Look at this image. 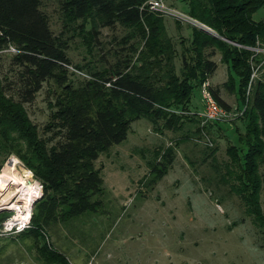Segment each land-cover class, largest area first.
<instances>
[{
	"label": "rangeland",
	"instance_id": "rangeland-1",
	"mask_svg": "<svg viewBox=\"0 0 264 264\" xmlns=\"http://www.w3.org/2000/svg\"><path fill=\"white\" fill-rule=\"evenodd\" d=\"M62 2L41 0L40 9L52 33L66 45L68 80L77 85L94 73L108 72L118 62L130 61L139 66L136 60L144 51L145 41L135 29L118 23L106 27L96 17L68 20ZM162 2L185 14L184 0ZM160 15L177 52V73L181 67L179 54L184 51L187 57H193L189 52L193 27L221 39L189 17L176 13ZM253 18H264L263 10ZM249 51L252 74L245 91L246 101L237 95L236 87L233 92L226 88L227 67L220 63L219 50L205 51L218 64L210 89L222 94L227 118L203 122L198 115L203 111V100L200 88L195 87L189 103L165 108L178 120L174 130L164 128L162 120L156 125L147 119L132 123L126 140L113 145L94 163L103 186L97 211L67 220L58 218L45 225L38 237L26 234L29 226L22 231L4 229L7 222L17 225L23 220L19 221L17 209L10 207L21 206L22 202L17 201L28 192L35 197L31 220L42 190L15 153L22 139L11 135L2 141L0 148L5 149L0 154V172L6 183L0 185V214L6 213L9 218L0 225V264H264V235L244 205L248 183L241 178L239 169V158L248 150L243 140L248 98L258 82L264 83V44L257 43ZM13 57L10 53L0 54V77L7 95L18 102L20 69L12 63ZM55 91L53 80L47 81L34 100L22 106L42 138L57 130H46ZM11 142H17L19 147H5ZM169 152H173L172 163L162 178L154 181L153 168H160L166 161L164 154ZM228 156H235V162ZM260 156L254 186L258 187L256 199L264 216V148ZM22 170L29 171L30 176L25 177ZM19 188L21 191L15 195ZM8 199L10 203L3 204Z\"/></svg>",
	"mask_w": 264,
	"mask_h": 264
},
{
	"label": "trees",
	"instance_id": "trees-1",
	"mask_svg": "<svg viewBox=\"0 0 264 264\" xmlns=\"http://www.w3.org/2000/svg\"><path fill=\"white\" fill-rule=\"evenodd\" d=\"M149 1L63 0L62 11L68 20L96 17L106 27L118 23L133 28L145 41L144 51L136 60L139 66L130 61L118 62L108 72L94 73L92 78L75 85L67 78L66 67L70 63L65 55L66 45L50 30L40 9L41 0H0V51L14 46L18 52L12 63L20 69L18 102L7 95L0 77V145L11 135L22 139L20 149L16 150L17 142L5 147L16 150L42 190L26 234L38 237L45 225L58 218L67 220L97 211L103 186L94 166L96 160L126 140L131 124L140 119L153 125L162 120L164 128H177L178 120L165 108L189 103L193 89L200 88L215 73L217 64L208 58L212 54H206L207 49L219 50L220 63L227 67L226 88L233 92L236 87L237 95L246 101L245 91L252 74L249 49L257 43L264 44V18L256 21L253 16L260 10L264 13V0H184L188 17L227 41L193 27L189 51L193 57H187L184 51L179 54L178 73L174 64L177 52L166 35L160 13L148 9ZM163 55L165 58H158ZM50 80L56 91L46 130H57L42 138L22 106L31 103ZM212 94L219 105L227 107L217 93ZM245 111L243 140L248 150L239 158L240 176L248 183L244 205L264 235V216L256 199L258 187L254 186L258 181L255 167L264 148V83H257ZM4 149L0 148V154ZM172 156L173 152L165 153V163L153 168L154 181L166 173ZM228 157L235 162V156ZM8 218V214H0V225Z\"/></svg>",
	"mask_w": 264,
	"mask_h": 264
},
{
	"label": "built area",
	"instance_id": "built-area-1",
	"mask_svg": "<svg viewBox=\"0 0 264 264\" xmlns=\"http://www.w3.org/2000/svg\"><path fill=\"white\" fill-rule=\"evenodd\" d=\"M148 9L150 11L154 12H159L160 14H171V13H176V15L180 14L181 16H186L187 15L180 13L174 9H170L165 4L162 2V0H151L148 2ZM189 19L195 21L194 19L190 18ZM18 50L12 46L9 45L6 49L0 51V54L2 53H10V54H16ZM200 93L202 96L203 100V111L198 114L200 119L207 123V122H220L227 118L229 116L228 111L219 105L215 98L213 97V94L210 89V82L205 81L201 84L200 86ZM30 221H29V216L27 219L20 221L17 225L14 223L7 222L4 224V229L8 231H12L14 228L18 231L24 230L26 227H28Z\"/></svg>",
	"mask_w": 264,
	"mask_h": 264
},
{
	"label": "bare ground",
	"instance_id": "bare-ground-1",
	"mask_svg": "<svg viewBox=\"0 0 264 264\" xmlns=\"http://www.w3.org/2000/svg\"><path fill=\"white\" fill-rule=\"evenodd\" d=\"M25 177H29L30 176V172L29 171H25V170H22ZM3 173L0 172V185H4L5 182V176L2 175ZM26 186H23V188H25ZM29 188V187H27ZM22 188H19L17 189L18 191L15 192V195H18L19 192L21 191ZM23 191V190H22ZM34 194V193H33ZM32 193H25L24 194H21V198L19 199V201L17 202H22V205L21 206H18V205H12L10 208L11 209H17L18 211V218H19V221L21 219L25 220L28 218V216L31 214V205L32 203L35 201V197L32 196L33 195ZM6 202H9L10 203V199H8L7 201L5 200V202L3 204H5ZM18 218H14L13 221H18Z\"/></svg>",
	"mask_w": 264,
	"mask_h": 264
},
{
	"label": "water",
	"instance_id": "water-1",
	"mask_svg": "<svg viewBox=\"0 0 264 264\" xmlns=\"http://www.w3.org/2000/svg\"><path fill=\"white\" fill-rule=\"evenodd\" d=\"M201 24V23H200ZM201 27H202V29H206V30H210L207 26H205V25H203V24H201ZM221 39H223V40H225V41H227L226 39H224V38H221Z\"/></svg>",
	"mask_w": 264,
	"mask_h": 264
},
{
	"label": "crops",
	"instance_id": "crops-1",
	"mask_svg": "<svg viewBox=\"0 0 264 264\" xmlns=\"http://www.w3.org/2000/svg\"><path fill=\"white\" fill-rule=\"evenodd\" d=\"M190 34H191V32H190ZM191 36V35H190ZM216 64H217V62H216ZM217 67H218V64H217ZM213 76V75H212ZM212 76L210 77V79L208 80L210 83H212V80H211V78H212ZM216 84V83H215ZM221 95V96H220ZM219 96L220 97H222V94H219ZM221 99H223V98H221Z\"/></svg>",
	"mask_w": 264,
	"mask_h": 264
}]
</instances>
